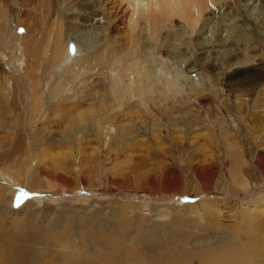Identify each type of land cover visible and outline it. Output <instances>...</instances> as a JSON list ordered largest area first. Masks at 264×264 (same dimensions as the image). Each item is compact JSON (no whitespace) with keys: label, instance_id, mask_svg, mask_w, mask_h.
<instances>
[{"label":"rangeland","instance_id":"rangeland-1","mask_svg":"<svg viewBox=\"0 0 264 264\" xmlns=\"http://www.w3.org/2000/svg\"><path fill=\"white\" fill-rule=\"evenodd\" d=\"M53 1L5 0V9L0 6V35L9 26L10 38L16 35L23 44L24 64L28 62L22 74L24 83L33 72L44 92L43 108L31 115L34 96L30 97L31 89H20L21 82H16L14 71L6 64L12 50L3 48L0 39V50H5L3 58L0 55V82L6 70L8 81L16 85V91L9 89L8 101L0 94V170L20 176V184L14 187L0 177L2 252L6 242H15L13 236L31 234L41 239L39 250L68 245L94 249L100 243L102 247H97L102 251L120 248L136 252L135 258L122 256L125 264H133L135 259V263L143 264L148 258L152 264H204L202 256L208 247L239 238L236 244L243 252L238 262L264 264V171L258 159L264 157V0H213L197 24L191 17L179 15L156 24L153 10H147L149 15L141 11L135 29L129 24L132 8L128 0H96L102 12L97 8L95 14L91 0H66L67 5ZM86 16L102 23L104 32L94 34L87 26H72L71 21H82ZM151 27L149 34L146 30ZM12 43L16 44L14 40ZM61 43L68 58L71 52L74 57L77 52L81 54V61L77 59L60 73L68 77V85L70 79L79 84L72 83L85 100L69 93L62 97L59 79L53 78L54 52ZM87 53L95 54L94 58ZM104 61L118 68L102 72ZM143 61L158 73L153 75L154 91H127L129 79H138L132 70ZM120 66L128 67L121 82L115 80ZM82 81L95 88V95H106L107 100H111L114 88L121 87L122 92L117 93L123 97L122 105L117 107V102L113 108H100L98 99L80 88ZM78 105L100 113L97 118L107 110L106 120H114L109 123L114 127L111 136L103 129L98 135L86 132L87 136L78 141L77 127L85 125L91 130L93 125L87 123L94 120L87 115L75 119ZM130 109L133 113L125 115ZM126 123L130 130L119 126ZM70 129L78 133L77 140ZM62 133L72 136L63 140ZM126 134L129 138L122 139ZM49 141H54L52 146ZM232 152L235 159L230 157ZM58 153L62 157L55 158ZM55 159L66 160L65 169L59 166L61 160ZM196 164L201 165L202 178ZM53 169L54 174L58 169L57 175L73 182L55 177ZM45 171L51 176L46 172L47 178ZM42 182L46 185L38 187ZM206 205L209 212L204 209ZM50 238L60 244L50 245Z\"/></svg>","mask_w":264,"mask_h":264},{"label":"bare ground","instance_id":"bare-ground-1","mask_svg":"<svg viewBox=\"0 0 264 264\" xmlns=\"http://www.w3.org/2000/svg\"><path fill=\"white\" fill-rule=\"evenodd\" d=\"M56 3H60L61 2V4H63V1L64 2H66V0H54ZM53 1V2H54ZM89 1V0H88ZM91 1H93V2H91L92 3V5H93V7H94V14L96 13V11H97V8H98V12H99V10H100V12L99 13H101L102 12V10H101V5H99L98 4V2L96 1V0H91ZM129 1V4H130V7L132 8L131 9V11H132V13H131V16H130V21H129V24H131V26L133 27V29H135V25L136 24H139V16H138V13H140V15L142 14V12L141 11H146L147 12V10H150L149 11V13L150 12H152L151 10H153L154 11V21L156 20V24L158 23V24H163V18L164 19H166L167 17L168 18H170V17H173L174 15H179V16H182V17H184V19H185V17H191L192 19L191 20H193V23L194 24H197L198 23V21H199V18H200V15L202 14V12H204L206 9H208L210 6H212V4H213V0H128ZM52 2V3H53ZM252 3V2H251ZM54 4V3H53ZM68 4V1L66 2V5ZM0 6L1 7H3L4 8V6H6V3H5V0H0ZM63 6V5H62ZM151 6L153 7L154 6V9L153 8H151ZM5 9V8H4ZM89 9V8H88ZM91 10V9H90ZM145 12V15L148 13H146ZM149 13L147 14V15H149ZM91 15V14H90ZM92 15H93V13H92ZM145 15L143 14V17H145ZM151 15V14H150ZM104 18V17H103ZM7 20V19H6ZM189 20V19H188ZM7 22V21H6ZM18 22H20L21 24L23 23V20H22V18H19L18 17ZM97 22V21H96ZM98 22H101L100 20H98ZM8 23H10V22H8ZM154 23V24H155ZM191 24H192V22H190ZM4 24V23H3ZM71 24H72V26L73 27H75V26H77V25H81V26H87V27H89V29H87V30H89V32L90 31H92V33H94V34H97V31H103L104 32V30H105V26H103L102 25V23L101 24H96L95 22H93V20L91 19V18H87V16L86 17H84L83 19H82V21H80L79 19L78 20H73V21H71ZM104 24V23H103ZM1 26V25H0ZM3 26V25H2ZM5 26V25H4ZM3 26V27H4ZM86 27V28H87ZM147 27V26H146ZM194 27V26H193ZM80 28V27H79ZM107 29V28H106ZM151 29H152V27L149 29L148 28V30H146V31H148V33L150 34V32H151ZM86 30V31H87ZM1 33H3V34H1L0 35V39L2 40V45L4 46L3 48H5V49H8V48H10L12 51H11V54L13 53V56H9V54L8 53H6V55H8L9 56V58L8 59H6V64H8L9 66H10V71L12 72V71H14L13 73H14V78H15V80H16V82L18 83V82H21V84H20V89H25L26 90V88H27V91H29L30 89H31V96L30 97H32V96H34V103H33V108H32V111H31V109H30V114L31 115H33V114H35L36 113V111L35 110H40V108L42 107V104H40V103H42V100H44V98H43V91H40V87L38 86V85H40L39 83V81H36V75L32 72V73H30V74H25V75H27V77H26V82L24 83V81H23V77H22V74L23 73H25V65H26V63H28V62H26L25 64H24V61H25V59H26V54L25 53H23V44H21L20 43V41H19V39H17L18 37H16V35L15 36H13V37H11L10 38V36H11V34L12 33H10V30H9V26H8V29L5 27V29H4V31L3 32H1ZM87 34H88V32H86ZM148 34V38H150L151 36ZM72 37V36H71ZM70 38V37H69ZM12 40H14L15 42H16V44L15 43H12ZM70 40V39H69ZM146 40H148L147 38H146ZM1 42V41H0ZM60 42V41H59ZM67 42V41H66ZM70 42V41H69ZM68 42V43H69ZM63 43V42H62ZM60 44V45H57V48H56V52H54L55 53V57H56V59H55V61H53V62H56L55 63V66H56V70H54L53 71V74H55L54 76H53V78L55 77V78H58L59 79V83H60V85H59V92L60 93H62V97H63V94H65V95H67V93H69L70 94V96L71 95H77L78 96V94H77V92L78 91H80V90H78V91H76V87L72 84V83H74L75 85H77L78 83L77 82H73L71 79H70V82H68V83H70L69 85H71V86H69L67 83H65V79L66 78H68V77H66L64 74H63V76H62V74L60 73L62 70H64V72H65V68L69 65H72L73 66V63H75L76 61H77V59H78V57H81L80 55V53L79 52H77V55L74 57L73 56V54H72V52H71V54H70V57L71 58H68V54L66 53V51L64 50L65 49V45H64V47H63V44ZM55 45H56V43H55ZM77 48H80V47H77ZM55 49V48H54ZM3 51H5V50H3ZM3 51L1 52V50H0V55H2V53H3ZM78 51V50H77ZM69 53V52H68ZM74 53V52H73ZM67 54V55H66ZM80 54V55H79ZM87 54H89V53H87ZM54 55V54H53ZM66 55V56H65ZM89 55H92V54H89ZM95 55V54H94ZM94 55H92L93 56V58H94ZM7 56V57H8ZM91 56V57H92ZM97 56V55H96ZM96 56H95V58H96ZM72 57H74V59L72 60ZM88 57H90V56H88ZM87 57V58H88ZM91 57H90V59H91ZM2 58H3V55H2ZM85 58V57H84ZM84 58H82V59H84ZM92 58V59H93ZM86 59V58H85ZM100 59V58H99ZM111 59V58H110ZM78 60H80V59H78ZM87 60V59H86ZM89 60V59H88ZM107 60V59H106ZM27 61V60H26ZM81 61V60H80ZM82 61H84V60H82ZM154 61V60H153ZM35 62V61H34ZM105 62V61H104ZM111 61H109V62H105V64L106 63H110ZM113 64L112 65H114V62H112ZM138 63V62H137ZM144 63V61L143 62H139L138 64H136L137 66L136 67H134L135 69L134 70H132V72H131V74L133 73V71H134V74L136 73L137 74V81H135L134 79H135V76L134 77H132L131 79H129V83L128 84H125V88L126 87H128V90L127 91H130V92H135V94H143V93H147L148 94V92L149 93H151V92H153L154 91V86H153V75H155V74H158V73H153V71L148 67V65H147V63H146V65L145 64H143ZM84 64V63H83ZM98 64V63H97ZM103 64V63H102ZM111 64V63H110ZM117 64H118V62H117ZM75 65V64H74ZM77 65V64H76ZM87 65V64H86ZM85 65V66H86ZM89 65V64H88ZM117 65H115V67L114 66H107V64L106 65H104V67H102L101 68V71L103 72V71H105V72H109V70L110 71H112L113 69H116V68H118V67H116ZM114 67V68H113ZM68 68V67H67ZM126 68H128V67H126ZM126 68H124L123 66H120V68L118 69V73H115V80L117 79V80H119L120 82L123 80V78L125 77V74H126V72L128 71V69H126ZM2 70H3V68H1ZM23 70V72L22 73H20V70ZM71 69V68H70ZM69 69V70H70ZM72 70H73V67H72ZM71 70V71H72ZM76 70V69H75ZM75 70H73L74 72H75ZM78 70H80V68L78 69ZM1 71V70H0ZM7 71L5 70V73H4V71L1 73V75L3 74V80H2V82H0V89H1V87H2V89H1V98L2 99H5V98H7L6 100L8 101V98H9V96H10V94H11V92H10V90L9 89H11L12 91H16V89H15V87H16V85H14V81H12V82H10V81H8V78H10V74L9 73H6ZM68 72V71H67ZM77 72V71H76ZM107 72V73H108ZM6 74H9V76L8 77H6L7 75ZM60 74V76H58ZM101 74V73H100ZM105 74V73H104ZM6 75V76H5ZM165 75V74H164ZM167 75V74H166ZM79 76V75H78ZM162 76V75H161ZM1 77V76H0ZM12 77V76H11ZM109 77V76H108ZM126 77H127V75H126ZM130 78V77H129ZM1 79V78H0ZM31 79V80H30ZM57 79V80H58ZM82 79H83V77H82ZM81 79V80H82ZM113 79V78H112ZM125 79V78H124ZM156 79V78H155ZM171 79V78H170ZM72 81V82H71ZM110 81H111V79H110ZM109 81V82H110ZM163 81V80H162ZM165 81V80H164ZM113 82V81H112ZM116 82H118V81H116ZM115 82V83H116ZM127 82V81H126ZM30 83V86L28 85ZM56 83V81L54 82V84ZM80 83V82H79ZM82 83H83V86L82 87H80V88H82V89H84V90H86L90 95H92V97H95L96 99H98V100H96V103L97 102H99L100 103V108H105L106 109V107H105V105H107L108 107H112V106H114V104L116 105L117 104V102H118V105H117V107L118 106H121L122 105V103H121V99H123V97H121L120 95H118V91H121L122 90V88L121 87H119V85H121L119 82H118V87L119 88H114L113 90H112V92H111V100L109 99V100H107V96L106 95H104V94H100V93H98L97 95H95L96 93H95V88H90V87H87V83L86 82H83L82 81ZM157 83H158V81H157ZM171 84V83H170ZM10 85H11V87H10ZM82 85V84H81ZM90 85V84H89ZM113 85V84H112ZM166 85H167V82H166ZM27 86H29V87H27ZM32 86V87H31ZM51 86V85H50ZM57 86V85H56ZM103 86V85H102ZM114 86H116V84L114 85ZM157 86V85H156ZM73 87H75V88H73ZM78 87H79V84H78ZM105 87V86H104ZM53 87H51V89H52ZM100 88V87H99ZM7 89V90H6ZM50 89V90H51ZM56 89H57V87H56ZM58 89H57V91H58ZM79 89V88H78ZM119 89H121V90H119ZM83 90V91H84ZM56 91V90H55ZM127 91H124L123 93L125 94V92H127ZM29 92V93H30ZM54 92V91H53ZM58 92V93H59ZM109 92V93H110ZM122 92V91H121ZM159 92H161V91H159ZM27 94V96H29L30 94ZM47 93V92H46ZM54 93H56V92H54ZM53 93V94H54ZM78 93H80V92H78ZM82 93V92H81ZM88 93H86V95L87 96H89L88 95ZM127 93H129V92H127ZM156 93V92H155ZM52 94V93H51ZM58 95H60V94H58ZM76 96V97H77ZM80 96V95H79ZM78 96V100H79V98H80V100H81V98L82 97H79ZM140 96V95H139ZM149 96V95H148ZM50 97H51V95H50ZM75 97V96H74ZM135 97V96H134ZM143 97H145V96H143ZM26 98V97H25ZM53 98V97H52ZM55 98V97H54ZM53 98V99H54ZM58 98V97H57ZM60 98V97H59ZM65 98V97H64ZM64 98H62V99H64ZM84 98V97H83ZM82 98V100H85V98L83 99ZM101 98H103L104 100H102ZM124 98H125V96H124ZM140 97H138V99H139ZM149 98V97H148ZM150 98H151V96H150ZM149 98V99H150ZM14 99V98H13ZM66 100H67V98H65ZM69 100H70V98H68ZM87 99V98H86ZM127 99V97L125 98V100ZM129 99V98H128ZM71 100H72V98H71ZM70 100V101H71ZM64 101V100H63ZM63 101H62V103H63ZM68 101V100H67ZM73 101V100H72ZM147 101V100H146ZM149 101V100H148ZM14 103V102H13ZM74 103H76V101L74 102ZM78 103V102H77ZM55 104V103H54ZM59 104H61V103H59ZM80 104V103H79ZM129 104H130V102H129ZM1 105V104H0ZM4 105V104H3ZM8 105V104H7ZM147 105V104H146ZM75 106V105H74ZM79 107H78V109L79 110H76L75 112H76V114H77V116H76V118L75 119H77V120H81V118H83L84 116H86L87 115V117L86 118H90V119H94L93 120V122H88V120H87V124H89V123H91L93 126H92V128H91V130H90V127H86L85 125L84 126H78L77 127V132L80 134V136H79V139H78V133L76 134L73 130L75 129L74 127H73V130H71V134H76V136H77V138H76V140L78 139V141H81V140H83V135H84V133H89V132H91L92 133V131H93V133H97V132H101V131H103V129L105 130L106 129V131H107V134L108 135H110L111 136V131H112V129H114V127H112V125L111 124H109L110 123V121H112V123L114 122V120H106V118H109L108 117V112H107V110H104L105 112H103V117L102 118H99L100 117V113H98V112H94V113H92L94 110H92V108L91 109H89V110H85V108L84 109H82V107L80 106V105H78ZM131 107L132 106V103H131V105H128V107ZM148 106V105H147ZM7 106H5V108H6ZM9 107H11V106H9ZM59 107V106H58ZM8 108V107H7ZM43 108V107H42ZM56 108V107H55ZM71 108V107H70ZM113 108V107H112ZM115 108V107H114ZM2 109V108H1ZM77 109V108H76ZM88 109V108H87ZM54 110V109H53ZM57 110V109H56ZM61 110V109H60ZM66 112H68V109L66 108ZM111 110V109H110ZM127 110V109H126ZM125 110V111H126ZM3 111V110H2ZM72 111H73V109H72ZM96 111V110H95ZM164 111V110H163ZM119 112H120V110H119ZM135 112H138V110L137 111H135ZM10 113V112H9ZM123 113V112H122ZM130 113H133L132 112V110L130 109V110H128L127 112H124V114L126 115V114H130ZM46 114H48V113H46ZM68 114V113H67ZM96 114H98V115H96ZM40 115V114H39ZM61 115V114H60ZM41 116V115H40ZM45 116H47V115H45ZM67 116V115H66ZM72 116V115H71ZM97 116H99L98 118H97ZM134 116V115H133ZM5 116H3L2 118H4ZM13 117V116H12ZM68 117V116H67ZM73 117V116H72ZM71 117V118H72ZM111 117H113V116H111ZM71 118H69L70 120H71ZM85 118V119H86ZM17 119V118H16ZM74 119V120H75ZM90 119H89V121H90ZM96 119H98V120H96ZM124 119V118H123ZM48 120V119H47ZM50 120V119H49ZM18 121V120H17ZM46 121V120H45ZM57 121V120H56ZM47 122V121H46ZM55 122V121H54ZM71 121H69V123H70ZM3 123V122H2ZM72 123H75V122H73L72 121ZM72 123H71V125H72ZM80 123H82V122H80ZM58 124V123H57ZM90 124V125H91ZM70 125V126H71ZM77 125V124H76ZM8 126L9 125H7V128H8ZM70 126H69V128H70ZM120 127H123V128H125L126 130H130V128H129V124H122V125H119ZM10 127V126H9ZM67 129V128H66ZM60 130V129H59ZM65 131V130H64ZM74 133H73V132ZM60 132V131H59ZM115 133H117L118 132V130L117 129H115V131H114ZM113 132V133H114ZM20 133V132H19ZM44 133H46V132H44ZM61 133V132H60ZM49 134H51V133H49ZM63 134V140H65V139H68L69 137H71L72 135H70V134H67V133H62ZM128 134V133H127ZM127 134L122 138V139H127V138H129L128 136H127ZM19 135V134H18ZM97 135H98V133H97ZM10 136V135H9ZM41 136V135H40ZM49 136V135H48ZM47 136V137H48ZM55 136V135H54ZM84 136H87V135H84ZM56 137V136H55ZM73 137H75V135L73 136ZM115 137V136H114ZM114 137L113 138H109V140L110 139H114ZM45 138V137H44ZM52 138V137H51ZM88 138V137H87ZM53 140H54V138H52ZM52 139H49V140H52ZM60 139V138H59ZM10 140V139H9ZM45 140H46V138H45ZM48 140V139H47ZM47 140L46 141H44V142H47ZM71 140V139H70ZM77 141V142H78ZM86 140L84 139V142H85ZM50 142V141H49ZM52 142H54V141H52ZM52 142H50L49 144L52 146ZM83 142V141H82ZM52 143V144H51ZM79 143V142H78ZM78 143H77V145H78ZM42 144V143H41ZM89 144V143H88ZM45 145H47L46 143H45ZM49 145V146H50ZM61 145H62V143H61ZM68 145V144H67ZM81 145V144H80ZM86 145V144H85ZM60 147V145H56V147ZM74 146H76L75 144H74ZM79 146V145H78ZM82 146H84L83 144H82ZM53 147H54V145H53ZM62 147V146H61ZM69 147V146H68ZM73 147V146H72ZM77 147V146H76ZM52 148V147H51ZM70 149H71V146L69 147ZM233 148V147H232ZM70 152V151H69ZM59 154V155H58ZM56 156L57 157H55V158H60V156L62 157V154L60 155V153H58ZM65 154H66V151H65ZM73 154V153H72ZM71 154V156H73ZM59 156V157H58ZM236 155L235 154H233V152L231 153V155H230V157H234V159L236 158L235 157ZM54 157H52V158H54ZM43 158V157H42ZM64 158V157H63ZM258 159H259V167H261L262 168V170L264 171V157L263 156H259L258 157ZM41 160V159H40ZM43 160V159H42ZM56 160V159H55ZM59 160H61V162L59 161ZM59 160H56V162L57 161H59V166L61 167V168H64L65 169V165H64V163H65V161H63V159H59ZM45 160H43V162H44ZM54 161V160H53ZM63 162V163H62ZM46 163V162H45ZM67 163V162H66ZM44 164V163H43ZM52 164H53V162H52ZM51 164V165H52ZM58 164V163H57ZM46 165H44V169L46 168L45 167ZM54 166V165H53ZM52 166V167H53ZM58 166V167H59ZM231 166V165H230ZM233 166V165H232ZM40 167H41V165H40ZM51 167V168H52ZM74 167V166H73ZM201 165L199 166L198 164H196V172L199 174V175H201V178H202V170H201ZM37 168V167H36ZM48 168V167H47ZM50 167H49V169H51ZM70 168V167H69ZM204 168V167H203ZM233 168V167H232ZM42 169V168H41ZM67 169V168H66ZM72 169V168H71ZM76 169V168H75ZM78 169V168H77ZM76 169V170H77ZM13 170V169H12ZM57 171H58V169H56ZM55 170V171H56ZM69 170V169H68ZM38 171V170H37ZM37 171H36V173H37ZM43 171V170H42ZM53 171H54V169L52 170V172L51 173H53ZM56 171V172H57ZM212 171V170H211ZM210 171V172H211ZM38 172H40V171H38ZM46 172L50 175V171H45V174H46ZM55 172V174L57 175V173ZM69 172H70V170H69ZM213 172V171H212ZM12 171H10V170H4V169H2V170H0V177L2 178V179H4V182L5 183H7V184H9L10 185V187H14V186H16V185H18V184H20V182L18 181V177H20V176H16V174L15 175H12ZM232 173H235V170L233 169L232 170ZM14 174V173H13ZM38 174V173H37ZM36 174V175H37ZM44 173H43V175H45ZM54 174V173H53ZM54 174V175H55ZM65 174V173H64ZM79 174H81V173H79ZM78 173H77V175H79ZM27 175V174H26ZM48 175V176H49ZM56 175H55V177H56ZM59 175V174H58ZM57 175V176H58ZM214 175V174H213ZM241 175V174H240ZM46 176H47V174H46ZM48 176H47V178H48ZM51 176V175H50ZM49 176V177H50ZM37 177V176H36ZM35 177V178H36ZM58 177H60L61 178V180H63L64 182H69V183H72L73 181H70L71 179L70 178H66L65 176H63L62 174L61 175H59ZM38 178V177H37ZM75 178V177H74ZM237 178V177H236ZM70 179V180H69ZM76 179H78V178H76ZM42 180V179H41ZM45 179H43V181H44ZM75 180V179H74ZM45 181H47V182H49L50 180L48 179V180H45ZM63 181H62V183H63ZM41 182V181H40ZM46 182V183H47ZM54 182V181H53ZM85 182V181H84ZM44 182H42V184L40 185V184H38L39 186L38 187H42V185L44 186V184H43ZM68 183V184H69ZM75 183V182H74ZM78 183V182H77ZM80 183V182H79ZM82 183V182H81ZM46 185V184H45ZM47 185H49V184H47ZM50 185H52V184H50ZM83 185V184H82ZM31 186H33V185H31ZM30 186V187H31ZM63 186V185H62ZM68 186V185H67ZM66 186V187H67ZM76 186V185H75ZM93 186V185H92ZM65 187V186H64ZM69 187H71V185L69 186ZM32 188V187H31ZM35 188V187H34ZM57 188V187H56ZM74 188V187H73ZM90 188V187H89ZM4 189V188H3ZM9 189V188H8ZM12 189V188H11ZM33 189V188H32ZM43 189V188H42ZM67 189V188H66ZM145 194V193H144ZM149 198V197H148ZM205 210H207L208 212L211 210V209H209V206H205V208H204ZM196 213H200V212H197L196 211ZM253 214V213H252ZM255 215V214H254ZM259 219V218H258ZM256 223V222H255ZM65 224V223H64ZM67 226V225H66ZM71 228V227H70ZM65 229V228H64ZM68 229V228H67ZM52 230V229H51ZM55 231V230H54ZM52 232V231H51ZM56 232V231H55ZM68 232H69V230H68ZM88 232V231H87ZM60 233V232H59ZM58 234V233H57ZM69 234V233H68ZM60 235H61V233H60ZM65 235H67V234H65ZM90 235V234H89ZM96 235H97V233H96ZM241 235V234H240ZM57 236V235H56ZM62 236V235H61ZM91 236L93 237V235L91 234ZM99 237H101L100 235H98ZM259 236V235H258ZM58 238H59V236H57ZM70 237V236H69ZM83 237H85V236H83ZM91 237V238H92ZM61 238V237H60ZM94 238H96L95 236H94ZM94 238H92V239H94ZM232 238V237H231ZM12 239L15 241V242H6L5 244H4V246H6L5 247V250L2 252V250L0 251V254L3 256V258H4V264H41V263H39V262H41V261H44L43 263H55V264H125V263H123L124 262V258L123 257H125V256H123V255H126V256H128L129 258H130V256H133L134 257V255H135V253H132V252H130L131 251V249H129L130 251L129 252H127L126 250H120V248H119V250H115V251H112V252H108V251H106V250H104V251H102L103 249H99L97 246H98V244H99V246H101L100 245V243H98V244H95V242L97 243V241L98 240H96L95 239V242L94 243H92V245L91 246H93L94 244L96 245L95 246V248L94 249H91V248H86V249H73V248H69V245L68 244H70V245H74V243L72 242H68L67 241V245H68V248H63V247H58V246H54V247H48L47 248V250L46 249H43V250H39V249H41L39 246L42 244V242H41V239L39 238V237H37L36 235L35 236H33V235H31V234H21V235H19V236H13L12 237ZM80 239H82V238H80ZM87 239V238H86ZM108 239H109V237H108ZM233 239V238H232ZM71 240V239H70ZM100 240L101 241H103L104 240V238H100ZM99 240V241H100ZM238 241L240 240L239 238L237 239ZM236 240V241H237ZM72 241H74V240H72ZM88 241V240H87ZM233 241L234 242H231L230 240H228L226 243H224L223 245H216V244H213L214 246H212L211 248H209L208 247V249H207V251L205 252V254H203V256H202V262L204 263V264H241L240 262H238L240 259H241V256H240V254L243 252V248H239L238 246H237V244H236V241L233 239ZM247 241H249V240H247ZM2 242V241H1ZM55 242L56 243H58V244H60L59 243V241H55V238H54V240L52 239V238H50V245H55ZM61 242H63V241H61ZM75 242V241H74ZM89 242V241H88ZM90 242H91V240H90ZM118 242V241H117ZM76 243V242H75ZM108 243V242H107ZM259 243V245L261 244L260 242H258ZM66 244V243H65ZM64 244V245H65ZM117 244V243H116ZM118 244H119V242H118ZM218 244V243H217ZM63 245V246H64ZM103 245V244H102ZM257 245V244H256ZM258 245V246H259ZM2 246V245H1ZM0 246V247H1ZM126 246V245H125ZM203 246V245H202ZM74 247V246H73ZM77 246H75V248H76ZM87 247V246H86ZM98 248V250H97V248ZM102 247V246H101ZM100 247V248H101ZM119 247H121V246H119ZM233 247V248H232ZM261 247V246H260ZM263 247V246H262ZM262 247L260 248L261 250H262ZM3 248V247H2ZM127 248V247H126ZM259 248V247H258ZM123 249V248H122ZM140 249V248H139ZM186 249V248H185ZM97 250V251H96ZM110 250V249H109ZM144 250H145V247H144ZM144 250H142L143 252H144ZM149 250V249H148ZM182 250V249H181ZM106 251V252H105ZM133 251V250H132ZM141 251V252H142ZM158 251V250H157ZM178 251H179V249H178ZM231 251L232 252H234V254H232L231 253ZM159 252V251H158ZM183 252V251H182ZM187 252V251H186ZM231 253V254H230ZM139 254V253H138ZM137 255V254H136ZM135 255V256H136ZM140 255H141V253H140ZM184 255V254H183ZM191 255V254H190ZM123 256V257H122ZM128 257H125V258H128ZM142 257V256H141ZM147 257H149L148 255H147ZM122 258H123V260H122ZM135 258V257H134ZM138 258H140V257H138ZM144 258H145V256H144ZM183 258V257H182ZM131 259H133V258H131ZM142 259H143V257H142ZM147 259V258H146ZM151 258H148V260H147V262L150 260ZM156 259V258H155ZM127 260V259H126ZM140 261H143V260H141V259H139ZM156 260H158V259H156ZM155 260V261H156ZM160 260V259H159ZM135 261H137L136 259H135ZM135 261H133L132 263L134 264L135 263ZM146 261V260H145ZM144 261V263H146V264H152V262H145ZM164 261V260H163ZM127 262H129L128 260H127ZM126 262V263H127ZM160 262H162V261H160ZM42 263V264H43ZM130 263V262H129ZM140 263V262H139ZM143 263V264H144ZM158 263V262H157ZM163 263V262H162ZM3 264V263H2ZM135 264H137V263H135ZM154 264V263H153ZM165 264V263H164ZM166 264H169L168 262L166 263Z\"/></svg>","mask_w":264,"mask_h":264}]
</instances>
